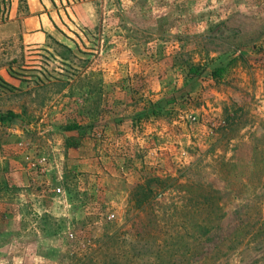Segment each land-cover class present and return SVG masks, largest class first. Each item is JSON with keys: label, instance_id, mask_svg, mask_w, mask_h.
Masks as SVG:
<instances>
[{"label": "rangeland", "instance_id": "1", "mask_svg": "<svg viewBox=\"0 0 264 264\" xmlns=\"http://www.w3.org/2000/svg\"><path fill=\"white\" fill-rule=\"evenodd\" d=\"M6 112L0 264H264V0H0Z\"/></svg>", "mask_w": 264, "mask_h": 264}, {"label": "trees", "instance_id": "2", "mask_svg": "<svg viewBox=\"0 0 264 264\" xmlns=\"http://www.w3.org/2000/svg\"><path fill=\"white\" fill-rule=\"evenodd\" d=\"M236 60V57L233 56L231 57L226 63L224 66L222 67H219V68H216V69H213L211 70V72L209 73L210 77L213 78V79H221L227 72V70L232 67V65L234 64ZM200 72L197 71V68L192 66V65H189L188 68H187V75L190 76V77H193V76H196L198 75ZM15 115H13L11 112H6L5 114H2L0 115V123H10L12 122L14 119H15ZM78 125L76 123H68L66 124L64 127H63V130L64 131H73V130H76L78 129ZM78 146V139L77 138H74V137H66L64 139V147L66 148H77ZM155 181L156 182H159L162 184V182L164 180H160L159 178H155ZM173 181V180H171ZM166 186V185H165ZM165 186H162L161 189H163ZM183 188H184V192L188 193L189 192V189H185L186 188V184H183L181 185ZM179 188H181L179 186ZM200 201V203H198L200 205V207H196V208H204L205 205H206V201H207V197L202 195L198 202ZM143 204L142 203H139V207H141Z\"/></svg>", "mask_w": 264, "mask_h": 264}, {"label": "crops", "instance_id": "3", "mask_svg": "<svg viewBox=\"0 0 264 264\" xmlns=\"http://www.w3.org/2000/svg\"><path fill=\"white\" fill-rule=\"evenodd\" d=\"M32 1V0H31Z\"/></svg>", "mask_w": 264, "mask_h": 264}]
</instances>
